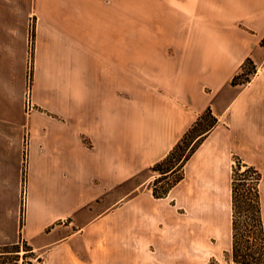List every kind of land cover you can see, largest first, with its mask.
<instances>
[{"label": "crops", "instance_id": "obj_1", "mask_svg": "<svg viewBox=\"0 0 264 264\" xmlns=\"http://www.w3.org/2000/svg\"><path fill=\"white\" fill-rule=\"evenodd\" d=\"M18 1L0 0V247L35 264H232L236 159L262 175L264 223V0H128L127 20L122 0H33L27 116L11 90L28 55ZM208 109L217 125L157 198L152 168ZM26 128L24 175L21 139L3 135Z\"/></svg>", "mask_w": 264, "mask_h": 264}, {"label": "trees", "instance_id": "obj_2", "mask_svg": "<svg viewBox=\"0 0 264 264\" xmlns=\"http://www.w3.org/2000/svg\"><path fill=\"white\" fill-rule=\"evenodd\" d=\"M247 64L252 66L249 73L244 69ZM256 72L252 60H247L242 71L233 80L234 84H244L250 81ZM203 122H206L204 129ZM218 123V119L208 109L190 129L185 137L175 146L172 152L162 161L156 163L152 170L161 174L153 185V193L157 198L168 196L169 191L184 178V165L203 141L204 137ZM245 167L242 173L241 168ZM240 169V170H238ZM261 173L254 167L236 159L233 168V246L232 253H226V259L232 264H264V223L262 218L258 184ZM246 215L249 223L244 231L241 217ZM26 253L32 254V249L25 245ZM20 246L7 245L0 247V264H19ZM12 256V257H7ZM3 260V261H2Z\"/></svg>", "mask_w": 264, "mask_h": 264}, {"label": "rangeland", "instance_id": "obj_3", "mask_svg": "<svg viewBox=\"0 0 264 264\" xmlns=\"http://www.w3.org/2000/svg\"><path fill=\"white\" fill-rule=\"evenodd\" d=\"M32 1L33 0H19L18 1L19 5H24V9H25L24 16H25V19L28 20V30H29L28 55L26 59V76L24 78V81L20 83L19 86L17 85L16 87H13L11 89L12 92H14L15 101H17L16 95L20 97L19 100H21V104H22L21 111H23V113L26 116L29 115V113H31L32 110L35 108L33 104V94H34L35 86L38 84V82H40L39 77H38L39 68L37 64L38 55L40 54V42L38 38V17L32 14L33 13ZM127 7H128V0H122V19L124 20L128 19V8ZM251 68L252 66L250 64H247L244 69L245 73H249ZM16 104L17 102L14 104L13 107H11L15 116L19 114V109L17 108L18 105ZM206 124H207L206 122H203V125H202L203 127H201L200 130L204 129V126H206ZM4 132L5 134L3 135V137L5 140V145L7 147H10L12 149H14L15 147H18L19 139H21L22 149L24 153V160H25V146H26V141L29 140L28 138L29 136L27 134V128L24 129V131L22 130V132H18L15 129L5 130ZM25 168H26V165L24 161V175L26 171ZM244 170H245V167H242L239 173H242ZM24 181H25V177H24ZM22 213H23V205H22ZM241 221L243 222L244 231L249 230V228H245L249 223V220L246 215H243L241 217ZM17 245L20 246V250H21L19 253L20 254L19 264H35L36 263L35 257L32 256V254L26 253L25 245H23L22 243L17 244ZM7 257H12V256H7ZM209 264H216V262H211Z\"/></svg>", "mask_w": 264, "mask_h": 264}, {"label": "built area", "instance_id": "obj_4", "mask_svg": "<svg viewBox=\"0 0 264 264\" xmlns=\"http://www.w3.org/2000/svg\"><path fill=\"white\" fill-rule=\"evenodd\" d=\"M28 145H29V140L26 141V146H25V165H26V160H27ZM26 203H27V190H26V182L24 181L23 190H22V205H23V210L26 207Z\"/></svg>", "mask_w": 264, "mask_h": 264}]
</instances>
